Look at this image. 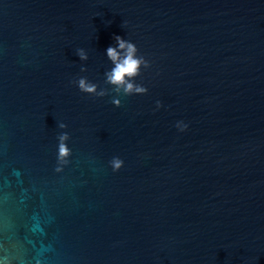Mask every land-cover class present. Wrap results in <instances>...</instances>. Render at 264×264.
<instances>
[{
  "label": "water",
  "instance_id": "95a60500",
  "mask_svg": "<svg viewBox=\"0 0 264 264\" xmlns=\"http://www.w3.org/2000/svg\"><path fill=\"white\" fill-rule=\"evenodd\" d=\"M0 264H264V0H0Z\"/></svg>",
  "mask_w": 264,
  "mask_h": 264
},
{
  "label": "clouds",
  "instance_id": "9594fccd",
  "mask_svg": "<svg viewBox=\"0 0 264 264\" xmlns=\"http://www.w3.org/2000/svg\"><path fill=\"white\" fill-rule=\"evenodd\" d=\"M116 45L108 47L107 58L112 62L114 67L106 75V83L114 86L113 91L117 94L123 92L125 95L132 94H145L148 89L144 86L138 85L134 82L135 78L140 75L141 67H149V63L143 56H138V49L136 45L121 36L117 35L114 37ZM77 55L80 60H87L88 55L84 49H78ZM81 71H86L85 68H81ZM78 87L82 92L96 95V96H105L107 94L106 89H101L97 91V85L95 83L89 82L86 78H80L78 80ZM115 106H121V101L119 99H113ZM161 106L160 102L157 101V108ZM60 128H65L66 125L61 123L59 124ZM177 127L183 130L186 128V125L178 124ZM69 139L67 133H63L58 137V156L57 163L58 167L55 169L57 172L63 170L62 166L69 163V156L71 155V150L66 144V141ZM111 166L114 171H118L123 166V161L119 158H113L111 160Z\"/></svg>",
  "mask_w": 264,
  "mask_h": 264
}]
</instances>
